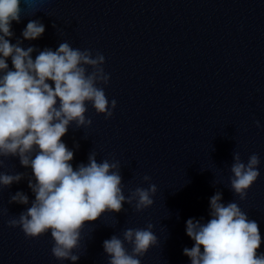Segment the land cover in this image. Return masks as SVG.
Segmentation results:
<instances>
[{"label":"water","instance_id":"1","mask_svg":"<svg viewBox=\"0 0 264 264\" xmlns=\"http://www.w3.org/2000/svg\"><path fill=\"white\" fill-rule=\"evenodd\" d=\"M21 8L10 40L35 46L33 58L65 41L105 56L110 81L99 86L117 105L105 118L87 104L92 124L73 123L61 138L74 151V168L94 152L98 162L119 161L125 195L157 186L144 210L125 203L118 213L85 221L75 264H109L103 241L149 223L159 242L142 264H190L186 221L209 219L218 191L258 222L264 251V127L256 124L264 125V0H24ZM36 19L44 34L24 39L22 30ZM233 152L245 163L253 153L261 160L244 200L230 189ZM0 159V172L23 173L20 182L0 186V264H73L54 256L50 232L33 238L9 226L30 206L10 197L23 191L35 199L28 184L34 177L19 157Z\"/></svg>","mask_w":264,"mask_h":264},{"label":"clouds","instance_id":"2","mask_svg":"<svg viewBox=\"0 0 264 264\" xmlns=\"http://www.w3.org/2000/svg\"><path fill=\"white\" fill-rule=\"evenodd\" d=\"M24 0H0V158L17 156L32 170L28 180L35 199L17 191L10 202L30 205L9 226L21 227L28 237L51 233L52 253L73 264L80 259L74 253L79 247L85 221H95L106 212H120L125 203L137 211L153 205L157 186L136 187L125 195L119 161L100 162L93 152L88 163L73 166L74 151L61 139L69 127L90 126L87 104L105 118L113 116L115 99L109 101L103 87L110 74L103 67L105 56L90 49L73 48L67 41L54 50L12 43L13 22L21 20ZM45 24L30 20L22 30L27 40L41 37ZM9 58L12 67L9 66ZM91 67V71L88 68ZM257 127H264L256 121ZM230 189L241 200L260 176L261 163L253 153L245 163L239 152H233ZM4 160L0 159V167ZM23 178V173L0 172V186L10 187ZM145 181L151 177L145 175ZM209 219L189 218L186 234L194 241L183 252L190 264H264L262 236L258 222L250 219L235 201L223 202V194L210 197ZM149 223L145 228H127L123 239L114 234L103 241L109 264H142L143 257L158 237ZM130 244L131 251L125 246Z\"/></svg>","mask_w":264,"mask_h":264}]
</instances>
